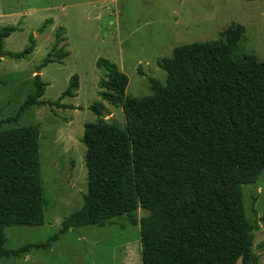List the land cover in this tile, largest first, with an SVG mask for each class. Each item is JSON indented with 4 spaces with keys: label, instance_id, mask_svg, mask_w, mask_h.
Listing matches in <instances>:
<instances>
[{
    "label": "trees",
    "instance_id": "trees-1",
    "mask_svg": "<svg viewBox=\"0 0 264 264\" xmlns=\"http://www.w3.org/2000/svg\"><path fill=\"white\" fill-rule=\"evenodd\" d=\"M2 31L6 38L15 27ZM245 33L232 25L217 41L177 47L158 63L166 84L150 78L151 95L142 98L127 96L129 78L116 64L97 62L104 72L99 97L122 109L126 129L106 120L102 102L90 107L97 121L85 125L82 138L88 191L81 210L44 245L6 248V229L45 222L41 126L0 125V260L46 248L72 229L128 217L140 226L142 264H260L258 226L247 217L244 187L264 172V62L243 52ZM34 51L32 44L12 56L28 58ZM52 56L44 66L70 54ZM34 86L9 122L46 104L40 74ZM79 87L73 76L62 99L76 97ZM138 210L145 212L140 220Z\"/></svg>",
    "mask_w": 264,
    "mask_h": 264
},
{
    "label": "rangeland",
    "instance_id": "rangeland-1",
    "mask_svg": "<svg viewBox=\"0 0 264 264\" xmlns=\"http://www.w3.org/2000/svg\"><path fill=\"white\" fill-rule=\"evenodd\" d=\"M232 25L245 27L243 52L264 62V1L0 0V34L15 27L9 37L0 35V125L41 126L46 198L44 225L6 229V248L17 251L46 244L60 234L65 219L81 210L88 191L82 138L85 125L97 121L90 110L94 103L102 102L106 120L126 129L122 109L99 97L104 77L97 67L100 59L116 64L128 76L127 96L146 97L151 95L150 78L167 82L158 65L162 59L171 58L180 46L217 41ZM32 44L35 51L28 58L13 57ZM60 50L70 56L44 66L50 53L54 58ZM39 74L46 84L42 98L46 104L9 122L35 92L34 78ZM73 76L79 77L77 96L62 99ZM244 196L247 217L258 226L254 251L264 264V172L257 184L244 187ZM144 215L143 210L136 212L139 220ZM118 221L72 229L46 248H33L0 264H142L140 226L128 217Z\"/></svg>",
    "mask_w": 264,
    "mask_h": 264
},
{
    "label": "water",
    "instance_id": "water-1",
    "mask_svg": "<svg viewBox=\"0 0 264 264\" xmlns=\"http://www.w3.org/2000/svg\"><path fill=\"white\" fill-rule=\"evenodd\" d=\"M107 115H110V114H107Z\"/></svg>",
    "mask_w": 264,
    "mask_h": 264
}]
</instances>
